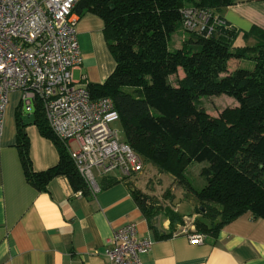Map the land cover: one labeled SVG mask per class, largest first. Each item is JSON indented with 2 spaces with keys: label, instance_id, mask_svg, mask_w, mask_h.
Here are the masks:
<instances>
[{
  "label": "trees",
  "instance_id": "obj_1",
  "mask_svg": "<svg viewBox=\"0 0 264 264\" xmlns=\"http://www.w3.org/2000/svg\"><path fill=\"white\" fill-rule=\"evenodd\" d=\"M234 0H79L74 13L91 12L103 21V35L115 67L101 84H88L92 97H110L119 114L124 141L159 172L183 184L199 207L193 233L215 235L225 223L250 212L264 219V31L253 45L238 47V32L217 13ZM214 11L222 25L210 35L183 26L185 8ZM179 29L189 34L171 50L169 39ZM251 60L252 68L239 64L228 71V61ZM178 69L182 76L177 77ZM175 77L174 84L170 77ZM225 94L237 101L234 110L210 116L200 104L202 96ZM32 123L58 151L57 163L40 172L31 168L28 142L15 109L20 162L26 181L44 190L55 176L67 177L74 191L89 194L63 143L48 128L38 104ZM204 163L205 184L193 188L185 179L191 163ZM105 188L124 182L142 214L151 218L164 212L169 230L177 232L184 215L151 203V197L129 185L131 180L102 177ZM100 179V180H101ZM100 188V189H101ZM202 207V210L201 208Z\"/></svg>",
  "mask_w": 264,
  "mask_h": 264
},
{
  "label": "crops",
  "instance_id": "obj_2",
  "mask_svg": "<svg viewBox=\"0 0 264 264\" xmlns=\"http://www.w3.org/2000/svg\"><path fill=\"white\" fill-rule=\"evenodd\" d=\"M217 13L238 32L234 43L241 47L256 42L243 33L264 31V0H234ZM74 14L82 64L72 72L73 79L101 84L115 67L103 21L91 12ZM9 97L14 100L4 110L0 137V264H105L106 241L129 222L138 237L153 240L150 251L140 255L142 264H264V219L252 218L250 212L194 243L184 231L161 238L168 233V220L149 223L124 182L80 196L63 175L51 178L44 190L30 185L18 152L15 109L20 98L17 91ZM31 121H24L28 155L32 170L40 172L57 163L58 151ZM99 182L102 186L106 180Z\"/></svg>",
  "mask_w": 264,
  "mask_h": 264
},
{
  "label": "built area",
  "instance_id": "obj_3",
  "mask_svg": "<svg viewBox=\"0 0 264 264\" xmlns=\"http://www.w3.org/2000/svg\"><path fill=\"white\" fill-rule=\"evenodd\" d=\"M78 1L0 0V137L8 95L20 91L21 108L34 111L39 105L48 128L63 143L88 193L94 195L102 177L130 180L144 164L110 127L119 121L111 98H94L85 81L73 79L72 72L82 64L75 30ZM222 24L212 10H183L187 31L210 35L215 25ZM204 238L201 233L189 235L194 243ZM152 245L150 236L138 237L135 224L126 223L106 241L105 264H142L140 255Z\"/></svg>",
  "mask_w": 264,
  "mask_h": 264
},
{
  "label": "rangeland",
  "instance_id": "obj_4",
  "mask_svg": "<svg viewBox=\"0 0 264 264\" xmlns=\"http://www.w3.org/2000/svg\"><path fill=\"white\" fill-rule=\"evenodd\" d=\"M188 36L189 34L187 32L179 29L171 35L168 42L169 48L171 50L178 48V46L181 45L182 40ZM234 45L241 47L239 46V43H234ZM235 64H239L242 68H252L253 65L251 60H236L233 58L228 61V71L233 69ZM176 76L181 77L182 70L178 69ZM170 79L174 84L175 77L172 76ZM17 92L20 98L21 92ZM11 100H14V98L9 97L7 103L11 102ZM200 104L210 116L217 117L218 115L225 113V111L234 110L238 103L234 98L221 94L218 96H202L200 97ZM6 107L7 104L5 109ZM33 117V113L29 115L22 114L21 121L24 122L26 120H31ZM110 127L117 130L118 136L121 140L125 139L124 130L119 121L111 123ZM71 147L73 149L76 148L74 144H72ZM203 165L204 163L193 162L186 169L185 179L193 188H198L205 184L204 178L200 175V169ZM129 185L132 188H138L143 193L149 195L151 197V203H154L155 206H159L161 208L170 207L171 209L184 215L183 225H179L177 227V231H184L188 233L194 232L192 222L194 217L199 215L195 213L199 205L187 191L186 187L183 184L178 183L173 176L161 173L152 164L145 163L143 170L129 181ZM164 218V212H160L151 218V222L158 224Z\"/></svg>",
  "mask_w": 264,
  "mask_h": 264
},
{
  "label": "water",
  "instance_id": "obj_5",
  "mask_svg": "<svg viewBox=\"0 0 264 264\" xmlns=\"http://www.w3.org/2000/svg\"><path fill=\"white\" fill-rule=\"evenodd\" d=\"M22 109V113H24V114H31V113H33V110H30V111H26L24 108H21ZM201 208V210H202V207H200Z\"/></svg>",
  "mask_w": 264,
  "mask_h": 264
}]
</instances>
